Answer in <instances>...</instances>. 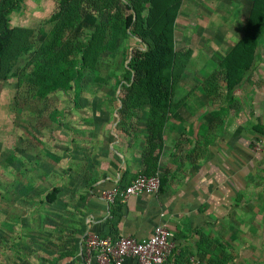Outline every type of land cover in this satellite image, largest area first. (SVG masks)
<instances>
[{
    "label": "crops",
    "instance_id": "1",
    "mask_svg": "<svg viewBox=\"0 0 264 264\" xmlns=\"http://www.w3.org/2000/svg\"><path fill=\"white\" fill-rule=\"evenodd\" d=\"M184 95L166 121L160 150L153 151L147 126L132 132L125 119L136 116L120 114L122 104L104 111V124L81 109L79 121L72 116L56 127V195L49 197L56 225L44 234L49 224L41 220L22 225L30 246L51 238L41 253L19 256L21 263L96 264L89 235L143 240L166 223L175 244L169 264H264L263 127L253 128L250 112L221 109L213 92ZM147 170L161 179L157 193L118 197L112 205L103 198Z\"/></svg>",
    "mask_w": 264,
    "mask_h": 264
},
{
    "label": "rangeland",
    "instance_id": "2",
    "mask_svg": "<svg viewBox=\"0 0 264 264\" xmlns=\"http://www.w3.org/2000/svg\"><path fill=\"white\" fill-rule=\"evenodd\" d=\"M252 4L253 0L182 1L174 25V49L181 59L174 90L177 107L182 95L202 89L218 96L221 109H237L246 117L252 113L254 129L264 126V35L253 68L232 96L227 91L224 65L246 32ZM58 8L59 0H28L26 9L13 15L12 25L29 30L30 41L39 44V33L50 28L47 22ZM134 44L133 40L124 42L115 52L106 54L101 72H87L81 89L60 90L47 99L30 95V81L22 87L16 79L0 81V264H23V254L41 253L43 243L48 244L46 238L51 236H42L40 248L36 242L30 246L29 231L22 230V225L31 222L34 226L41 220L49 224L42 226L46 227L43 234L49 233L48 226L56 225V209L52 208L56 202L49 201L50 195H56V127L68 123L72 116L79 121L81 109L98 113L96 119L104 124L103 116H108L104 111L122 104L121 88L135 57ZM25 65L22 58L15 68ZM137 112L128 114L137 118L125 120H131L128 123L135 127L132 132L147 126L150 135L149 112L142 117L143 113Z\"/></svg>",
    "mask_w": 264,
    "mask_h": 264
},
{
    "label": "trees",
    "instance_id": "3",
    "mask_svg": "<svg viewBox=\"0 0 264 264\" xmlns=\"http://www.w3.org/2000/svg\"><path fill=\"white\" fill-rule=\"evenodd\" d=\"M182 1L59 0L47 22L50 28L39 33L36 44L29 30L12 25L13 15L24 11L28 0H0V81L16 79L19 87L30 81L34 99L81 89L87 72H101L106 54L133 40L135 57L126 69L119 113L147 109L153 151L160 150L166 121L177 108L174 90L181 59L174 49V25ZM263 35L264 0H253L246 32L224 60L228 94L253 68ZM22 58L26 65L15 68ZM149 170L146 175H156Z\"/></svg>",
    "mask_w": 264,
    "mask_h": 264
},
{
    "label": "built area",
    "instance_id": "4",
    "mask_svg": "<svg viewBox=\"0 0 264 264\" xmlns=\"http://www.w3.org/2000/svg\"><path fill=\"white\" fill-rule=\"evenodd\" d=\"M261 139L264 143V126ZM160 188L161 179L158 175L140 174L125 188L117 186L104 191L103 198L112 205L118 197L155 194ZM173 236L169 226L161 223L150 237L143 240L131 236L113 239L110 236L89 235L86 246L90 259L93 258L96 264H124L129 258L135 259L137 264H169V258L175 250Z\"/></svg>",
    "mask_w": 264,
    "mask_h": 264
}]
</instances>
